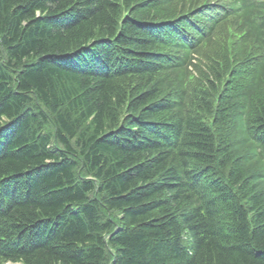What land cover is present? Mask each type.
Returning <instances> with one entry per match:
<instances>
[{"label":"trees","instance_id":"trees-1","mask_svg":"<svg viewBox=\"0 0 264 264\" xmlns=\"http://www.w3.org/2000/svg\"><path fill=\"white\" fill-rule=\"evenodd\" d=\"M8 263L264 264V0H0Z\"/></svg>","mask_w":264,"mask_h":264},{"label":"bare ground","instance_id":"bare-ground-1","mask_svg":"<svg viewBox=\"0 0 264 264\" xmlns=\"http://www.w3.org/2000/svg\"><path fill=\"white\" fill-rule=\"evenodd\" d=\"M114 107V106H113ZM115 114V113H114ZM111 116V115H110ZM105 122V121H104ZM114 122V121H113ZM88 127V126H87ZM109 127H110V125H109ZM202 169V168H201ZM212 173V172H211ZM84 175V174H83ZM193 175V174H192ZM209 181V180H208ZM247 213V212H246Z\"/></svg>","mask_w":264,"mask_h":264}]
</instances>
